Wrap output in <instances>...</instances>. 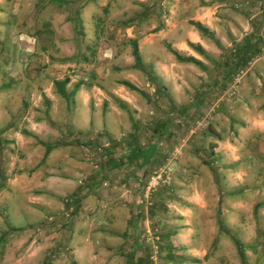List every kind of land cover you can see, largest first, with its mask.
Wrapping results in <instances>:
<instances>
[{
	"label": "rangeland",
	"instance_id": "obj_1",
	"mask_svg": "<svg viewBox=\"0 0 264 264\" xmlns=\"http://www.w3.org/2000/svg\"><path fill=\"white\" fill-rule=\"evenodd\" d=\"M21 1L0 26V264H264V0Z\"/></svg>",
	"mask_w": 264,
	"mask_h": 264
},
{
	"label": "trees",
	"instance_id": "obj_2",
	"mask_svg": "<svg viewBox=\"0 0 264 264\" xmlns=\"http://www.w3.org/2000/svg\"><path fill=\"white\" fill-rule=\"evenodd\" d=\"M51 3L52 2H58V3H60L61 5H63V4H65L66 2L64 1V0H49ZM143 9L145 10L143 13H142V16L139 18V19H141V20H143V19H146V17L148 18L149 17V14H150V11H151V6H144L143 7ZM158 11V10H157ZM157 15H159V13L157 14ZM158 17V16H157ZM190 23L192 24V25H194L195 27H196V29L198 30V32H201L202 34H205V35H208V34H210L211 32L208 30V28H206L205 26H203L201 23H199V22H194V21H190ZM163 26V23L162 22H158V25L156 26L157 28L156 29H159V28H161ZM129 43L131 44V47H132V51H131V54H132V57H133V59H134V63H133V67L134 68H136V69H138V70H140V71H142L143 73H146V75L150 78V80H151V82L152 83H156V84H159V83H157V75L155 74V73H153V72H150V71H148L147 69H146V67L144 66V64L142 63V59H141V56H140V54H139V50H138V44H137V40H136V38H131L130 40H129ZM189 46L190 47H192V48H194V49H196V50H198V51H200L201 53L203 52L202 51V48L201 47H199V46H194V44H192V43H189ZM169 47V50L172 52V53H174L175 54V56H176V58L179 60V61H181V62H189V61H195V62H197V63H200L201 64V62H199V61H197L194 57H182L180 54H178V52L177 51H175V50H173L170 46H168ZM240 48H238L237 50H239ZM237 66H238V64H236V66H232V68H231V70L230 71H232V73H233V71H235L236 70V68H237ZM235 73V72H234ZM229 74V73H228ZM228 77H230V75H228ZM69 81V79L68 78H65L64 80H62V81H59V80H56L55 81V84H56V86H57V88H58V91L60 92V93H62L63 94V87H64V85L67 83ZM119 83L121 84V85H123V86H125V87H128L129 89H131V90H134V91H137V92H139V93H141V94H143L144 92H142L139 88H137L135 85H133L131 82H129V81H126V80H121V81H119ZM79 87V85H77V86H75V88H78ZM161 89H164L163 88V85L162 86H159V87H157V89H156V91H160ZM123 107H124V109H126L125 108V106L123 105V104H121ZM170 105H172L173 107H175V103H173V102H171L170 101ZM161 124H163V123H157L156 125H155V127L153 128V130L155 129V132H154V134H153V137H161L162 135H164V133L165 132H167L168 130H169V127H170V125H168V124H164V125H161ZM137 138V137H136ZM138 141V140H137ZM51 146V145H50ZM128 149H129V152H128V154H127V156H128V159L130 160V161H135L136 163L138 162V163H142V162H144V163H150V160H152V158H153V154H156V152H157V147H158V145H157V143L156 142H153V141H149L148 142V144H147V146H145V147H141L140 146V144H138V142H137V144H134V143H132V141H130L129 143H128ZM51 148L49 147V149L48 150H50ZM147 149V154L145 155L146 156V158H144V159H142V161L141 160H136V159H131V158H129L130 156H139L140 155V152L141 151H143V150H146ZM113 162H115V161H113ZM130 258V260H129V264H139V263H136V262H134L133 260H134V258L133 257H129Z\"/></svg>",
	"mask_w": 264,
	"mask_h": 264
},
{
	"label": "crops",
	"instance_id": "obj_3",
	"mask_svg": "<svg viewBox=\"0 0 264 264\" xmlns=\"http://www.w3.org/2000/svg\"><path fill=\"white\" fill-rule=\"evenodd\" d=\"M20 2H21V4H22V1L21 0H19ZM165 1H167V0H164L163 2H162V4L164 5V3H165ZM10 2V0H0V26L3 24V25H5V17H4V15H3V12L4 11H6L7 10V8H8V3ZM112 2H114V1H112ZM47 3H51L49 0L45 3V4H42L41 6H40V9H42V8H44V7H46L47 5H49V4H47ZM110 3V6H111V4H113V3H111V0L110 1H108V2H104V4L103 5H101V4H99L100 5V7H102V6H104V5H108ZM52 4V3H51ZM82 6H84V4L82 5ZM82 6H78L77 7V10H74V17H76V18H78V19H82L83 17H79V14H78V17L75 15L76 14V12L77 11H79V12H81V7ZM107 7V6H106ZM97 9H99L98 7H97ZM96 10V9H95ZM160 11V10H159ZM197 16L201 19L200 21H201V23H203L202 25L203 26H205L206 28H208V30L210 31V32H212L211 31V29H213L214 28V24H213V22H212V20H210L211 18H209V14H207V12H205V10L204 9H201L200 11H198L197 12ZM127 18V17H126ZM127 24L129 23V22H126ZM200 23V22H199ZM45 24H47V22L45 23ZM125 29H126V31H127V34H129V35H131V32H130V28H127V25H126V27H125ZM20 34V33H19ZM33 34H37V33H35V31H33ZM21 36H24V35H21ZM21 36H19L18 35V37H19V39H20V37ZM187 36V38H188V40H190V41H193L192 39H191V37H196V39L198 40V41H200V43L199 42H193L194 44H199L200 45V47H204L203 45L204 44H202V42H201V36L202 35H200V33L197 31V30H194V29H192V30H190L189 32H188V34L186 35ZM24 37H26L27 38V36H24ZM29 38H31L32 36L31 35H29L28 36ZM33 38V37H32ZM15 44H18L19 45V48L17 49L18 51H24V48H25V46L22 44L21 46H20V44H19V41L16 43V42H14ZM37 43V41L33 38V42H32V44L31 45H29V46H31L32 47V52H30V54L32 55L34 52H33V50L34 51H36V48H35V44ZM178 45H179V47H186V45H185V43L184 42H182V41H180V42H178ZM41 49L42 50H45V48H44V46H42L41 45ZM204 49V48H203ZM25 52V51H24ZM20 55V54H19ZM18 56V54H16V55H14L13 54V57H17ZM14 60V62H18L19 60H18V58H15V59H13ZM64 60H69L68 58L67 59H64ZM77 195H79V194H77ZM78 197V201H80V202H82L81 200H83V198H84V196H77ZM118 208L119 207H116V208H109V210L110 211H112L113 212V214H112V217L110 218V220L112 221V224L113 225H116L117 224V226H119L121 223H120V221L118 222V219H117V217H118ZM118 222V223H117ZM74 237L76 238V242L78 243V240L79 241H85V239L87 240V238H85V237H87V235L86 236H84V239L82 240V239H78V237H79V235H78V233L77 234H74Z\"/></svg>",
	"mask_w": 264,
	"mask_h": 264
},
{
	"label": "built area",
	"instance_id": "obj_4",
	"mask_svg": "<svg viewBox=\"0 0 264 264\" xmlns=\"http://www.w3.org/2000/svg\"><path fill=\"white\" fill-rule=\"evenodd\" d=\"M262 49L264 50V46L262 47ZM157 178H159V177H157ZM156 182H152V184L154 185ZM147 191H149V187L147 188Z\"/></svg>",
	"mask_w": 264,
	"mask_h": 264
}]
</instances>
